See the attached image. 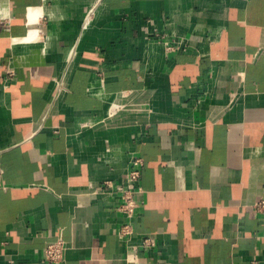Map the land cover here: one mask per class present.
I'll list each match as a JSON object with an SVG mask.
<instances>
[{
	"label": "crops",
	"instance_id": "obj_1",
	"mask_svg": "<svg viewBox=\"0 0 264 264\" xmlns=\"http://www.w3.org/2000/svg\"><path fill=\"white\" fill-rule=\"evenodd\" d=\"M260 200L264 0H0V264H264Z\"/></svg>",
	"mask_w": 264,
	"mask_h": 264
},
{
	"label": "built area",
	"instance_id": "obj_2",
	"mask_svg": "<svg viewBox=\"0 0 264 264\" xmlns=\"http://www.w3.org/2000/svg\"><path fill=\"white\" fill-rule=\"evenodd\" d=\"M140 167V159L138 157L132 156L129 161L127 173L121 181L119 188L115 192V194L120 199V204L117 208V211L120 212L127 221L120 229L119 234L122 237L130 236L128 220L133 217L135 208L137 206V203L134 201L133 194L134 190L136 189L134 187L139 188ZM109 184V181L105 182V185ZM254 209L256 213L264 217V200L257 202L254 205ZM66 250L67 245L61 239L48 244L45 248L44 264H57L62 260Z\"/></svg>",
	"mask_w": 264,
	"mask_h": 264
},
{
	"label": "bare ground",
	"instance_id": "obj_3",
	"mask_svg": "<svg viewBox=\"0 0 264 264\" xmlns=\"http://www.w3.org/2000/svg\"><path fill=\"white\" fill-rule=\"evenodd\" d=\"M28 21H29V22H28V24H29V28L31 29V31H33V29H34V24H35V20L29 17V20H28ZM35 27H36V26H35Z\"/></svg>",
	"mask_w": 264,
	"mask_h": 264
}]
</instances>
